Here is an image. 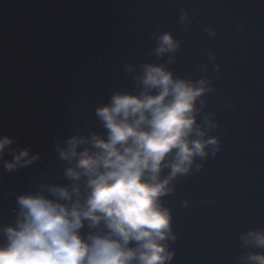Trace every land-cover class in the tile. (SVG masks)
<instances>
[{"label": "water", "instance_id": "95a60500", "mask_svg": "<svg viewBox=\"0 0 264 264\" xmlns=\"http://www.w3.org/2000/svg\"><path fill=\"white\" fill-rule=\"evenodd\" d=\"M166 31L181 45L172 63L153 52ZM145 63L206 74L215 88L205 111L219 124L210 135L220 151L197 158L165 198L177 236L171 264L264 254L240 239L264 227V0H0V136L13 138L0 159V223L13 219L16 196L69 183L57 145L103 133L96 107L139 91ZM25 148L39 158L7 172L12 149Z\"/></svg>", "mask_w": 264, "mask_h": 264}, {"label": "clouds", "instance_id": "9594fccd", "mask_svg": "<svg viewBox=\"0 0 264 264\" xmlns=\"http://www.w3.org/2000/svg\"><path fill=\"white\" fill-rule=\"evenodd\" d=\"M180 46L166 31L153 52L172 63ZM136 80L139 91L114 92L96 107L103 133L57 145L59 159L70 165L63 173L68 184L16 196L13 219L0 223V264H171L177 236L165 198L197 158L220 151L219 137L210 135L219 124L205 111L215 88L206 74L178 76L164 63L143 64ZM12 144L0 136V159ZM12 152L14 160L4 164L9 173L39 158L27 148ZM240 239L245 248L264 250V227ZM243 259L264 264L257 252Z\"/></svg>", "mask_w": 264, "mask_h": 264}]
</instances>
